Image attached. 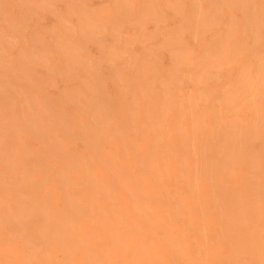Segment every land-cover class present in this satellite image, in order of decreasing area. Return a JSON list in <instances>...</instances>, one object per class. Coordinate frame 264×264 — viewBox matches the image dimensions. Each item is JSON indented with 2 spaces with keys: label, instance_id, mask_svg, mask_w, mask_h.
I'll use <instances>...</instances> for the list:
<instances>
[{
  "label": "rangeland",
  "instance_id": "1",
  "mask_svg": "<svg viewBox=\"0 0 264 264\" xmlns=\"http://www.w3.org/2000/svg\"><path fill=\"white\" fill-rule=\"evenodd\" d=\"M261 6H264V0H0V160L3 162L5 161V163L0 162V176L3 175V177H0V187L2 186L6 188L5 190L4 188H0V196L3 201L4 199L6 201L9 200L5 203V208L3 204L4 202L2 203V199L0 198L1 207L4 209L3 211L0 207V214L2 212L5 214L6 212L7 215L9 214V209L13 208L15 211L12 209L10 215L14 214L15 216L17 214L15 217L12 215L15 219L20 215V212L25 215V212L16 209L18 208L17 204H15L13 201L14 199H12L13 197L15 198L18 196L20 192H22L21 190H23L21 195L24 193L26 197L23 195V199L20 198L24 203H22V201H19V203V198H17L18 205L22 206L21 204H26L25 201L29 203V200L24 199L28 198L29 195V198H31L30 200L32 201V203L30 202V204H28L30 207L28 208L26 204L27 207L22 206V208H28L26 213H29V210L31 213L32 209L33 211L39 209L35 213H39L40 215L35 216L36 214L32 212L31 214L34 213V215H32L31 218V214H29L30 220L32 221H34L36 217V223L29 221V218L27 220L25 219L27 223L25 220V222L22 221L23 224L20 225H24L25 223L26 227L23 226V229L26 231H22V227L17 225L18 221L21 223L22 214L20 215L21 218L18 217V221H12V223L9 221V218H7L9 222H6V218V220L3 219V222L0 220L1 224L5 222L2 224L3 228H5V224L7 226L6 230H1L2 232L0 234H3L4 237H7L6 234H10V236H12H8L10 239L8 237L4 239L3 235L2 237L0 236V239H3L4 241L6 240L5 242H7L5 243L3 241L1 243H4V246L8 247V249H6V247L3 248L4 246L0 243V255H5V253H7L5 256H11L13 254L12 259H10L11 257H6L5 259L4 255L0 256L2 257L0 258V264H4L5 261L7 263L11 261L9 264H12L17 260L16 258L19 260L21 258L18 264H25V262L28 261L29 256L30 261L27 263L32 264L33 260L31 257L35 259L39 256V252L42 256L41 252L45 250L46 247L47 249L44 251V255L46 253V256H48L51 253L50 251L53 250L52 253H54L52 256L55 258L57 257V250H54V244L61 247L58 248L59 252H64L66 249L70 251L72 249L70 253L73 252L74 255L78 253L76 254L77 259L83 254L84 249L86 251L87 248L91 247L89 244H91L92 247L94 245L92 249H89L90 251H88V249L86 251V253L90 252L92 255H89L92 257L93 254L96 253L95 251L97 249L96 248L94 250V248L100 246L98 244L100 243L99 239L96 236L99 233V229L97 228H105L104 226L107 225L106 228L108 227L109 229V226H111L110 229H113L116 227H124L123 225L129 223L134 224L135 228H141L144 225H148L151 218L150 214L152 212L151 210H148V215L146 214V211L144 212L143 210H147L145 208L146 205L147 208L150 209L149 203L151 197L153 196H151L150 193L144 194L143 190L145 192H149L148 187L149 181L151 180L152 183L154 181V183L156 182L155 185L159 186L161 184V180L168 179L170 177V173L172 171L167 173V170L169 171V169H171V166L173 165L171 162L174 163L173 157L175 161L178 159L175 164L178 162L179 166L181 165L180 171L182 172V170L185 169H182L183 163L190 160L196 162V166H199L197 169L203 168L206 170V168H204L205 164L201 165L202 162L205 161L204 163H206V160L208 162L210 160L211 162L214 158V161H212L214 165L212 162V165L209 164L210 162L208 163L213 168L217 165L216 161L219 158L217 155L218 151H221L222 153L219 154L220 158L222 155L223 158L230 156L229 153H232V151L234 152L235 149L234 155L235 153L237 155L240 153L237 149L243 151L241 152L243 156H245L243 154L244 151H247L245 154L248 152L251 154L256 153L257 156H263V158H259V160L261 159L260 161L258 159L254 160L258 158L254 155L256 158L252 156L250 159H253L254 157L253 161L251 160V162L249 161V164L246 163L244 165L243 163L245 160H242L243 157L240 156L241 158H239V155H236L239 160L243 161V165H241L240 161L236 162V159L238 158H233L235 156L231 154L233 159L230 158L231 156L227 159L230 158L232 162L228 163L226 167V163L222 164L228 171L230 170V166H235L237 168L236 174L230 171L235 174L233 182L229 180L232 179V177H228L229 179L226 178V174L229 175V172L225 173L227 170L224 172L225 174L222 172V176H219L221 172L219 169L216 170L217 166H215L212 170L207 163L206 167L211 168H207L208 173L199 169L200 173H205L206 177H203V174L200 175L199 171L196 172L197 174L194 173L196 176L193 175V177H196L195 179H197V175L199 173L201 176V179L199 178L200 176H198L199 180H207L206 178H211L209 179L211 183H215L220 180V184L222 181L221 179L225 177L226 180L228 179V181H226L223 178L224 182L226 181V183H223L224 185L226 184V188L229 186L232 187V185L236 186L233 189L228 188L229 191L231 189L230 193L232 192L235 194L237 189L241 191H236V193L241 194L242 190L246 189L242 193L243 198H246V195L250 196L249 194H252L251 190L254 186L255 188L258 186L256 192L254 190L255 188L253 189V192L256 193H253L255 196L260 195L261 192L264 193L259 189L261 187L259 186L260 184H262L263 187L261 188L264 189V176H262L261 179V175H264V168H260L261 170H257L255 168L257 164L264 165V110L261 111L263 116L258 110L261 109L259 108L261 104L262 106L264 104V95H261L264 92V66L262 65L264 62V14L260 15L264 11H261ZM257 12L260 17L263 16V18H261L262 22H259L260 19L258 18L259 16L257 15ZM254 14H256L257 17L254 16ZM257 18L259 20H257ZM256 36L258 39L262 38L260 39L261 41L259 40L260 43L257 42L258 39L255 40ZM253 40L258 44L256 45ZM251 43L255 44V48ZM258 62L261 63L259 64ZM253 67L257 69H254ZM261 67H263L262 71ZM245 68L248 69L245 70ZM250 68L251 70L249 72ZM244 70H248V72L245 73ZM255 70L263 73L260 72L261 74H258ZM242 71H244L243 73L248 76V79L244 75L243 80H241L243 76H240ZM245 78L249 80V82L252 81L250 79L253 78V81L255 79L254 85L252 81V86L247 85V83L246 86L245 83H243V81H247ZM256 86L257 88H255ZM253 89L258 90L254 91ZM232 92L235 94L233 95ZM227 93L232 94L231 96L233 98L229 97L230 99L227 100ZM253 97L256 101H254ZM252 98L254 103L256 102V108V104H258L257 113L256 108H254V106L252 108ZM248 100L251 101L249 102ZM247 101L248 104H246ZM246 105L251 106V108H247ZM239 106L241 107L238 108ZM262 109L264 108L262 107ZM258 113H260L261 117H258L260 116ZM255 115H257V117ZM257 121L260 122V125L263 124V128H258V126H256V128L254 127L258 124ZM252 124H254V126ZM229 127L231 130H229ZM110 129L111 132L108 131ZM240 131L241 135H238V132L240 134ZM240 136L241 138H238ZM225 137L229 138L230 140H228L230 142L226 140L224 141L223 139ZM213 138H215V140H213ZM220 140H222L221 143ZM232 140L237 141L232 142ZM196 146L199 147V150H197ZM227 146L229 149L226 150L225 148H228ZM211 149L212 152L210 153H213V155L210 156L212 157L207 155V152ZM193 150L196 151L195 155H193ZM15 151L17 152V155H15ZM174 153H176V156ZM249 153L248 155H251ZM188 155H191V159L188 158ZM194 156H197V159L194 158ZM16 157L18 158L16 159ZM180 157L181 159H179ZM182 157H186L188 159ZM205 157L207 158L206 160ZM248 157H245L246 160ZM223 158L221 161L224 162L225 159L223 160ZM165 159H168L166 161L169 162H164ZM182 159L183 161H181ZM203 159L204 161H202ZM233 160L235 161L233 162ZM7 161L13 163L14 167L19 165L20 167L17 166L18 169L24 171H28L30 169L32 170L34 167L37 168L36 165H39V167H41L40 165H43V168H39L41 173H39V169L38 171L36 170V172L34 169V172H30L32 175L30 173L24 175L23 172L22 177L25 176V178H23L25 179L23 182L21 176L20 178L19 176H15V174L18 173L16 172L17 169H15L16 173H13L14 167L12 169L13 172H11V169H7L11 173H8L7 170L5 173V169L10 166V164L7 166ZM95 163L97 164L94 165ZM218 163L222 162L219 161ZM165 164L167 165L166 167L169 168L166 169ZM253 164H255V166H253ZM13 165L11 164V166ZM147 165L150 167H147ZM222 165L220 167L221 171L224 169ZM95 167L99 168H96V170ZM259 167L260 166H257V168ZM152 168H154V174L151 173L153 172ZM239 168L241 170L243 169V172H245L246 175H243V172ZM253 168L256 169L255 172ZM2 170L4 172H2ZM79 170L81 172H79ZM163 170V173L165 174L162 173ZM186 170H184L185 173L182 174L183 176L188 175V171ZM248 170L249 174L251 173V176L248 175ZM99 171H101L100 174ZM213 171L215 173H217V171L220 172V174H217V179L215 178L216 175L214 176L215 173ZM82 172L84 176L81 175ZM96 172L98 174H95ZM189 172V174L192 175L191 171ZM20 173L21 172L17 175H20ZM103 173H105L108 177L110 176V179ZM66 174L68 175L66 176ZM210 174L213 175V177H211ZM254 174L255 178L260 176L261 180L259 181L257 179L259 181V184L257 185L258 181L255 179L254 183H252V187L251 184L248 187L247 185L249 184H246V181L249 180L248 183H251V179H253ZM46 175H49L48 177L51 178H53V176L55 177L52 180L48 179ZM34 176L38 179H35L36 181L33 180L35 185L41 186L40 184H43L44 187L46 185L45 191L43 190L45 189L43 187V191L40 190V192H38L39 187L35 189L34 185V187L30 185L33 183V181L30 183V180H32L31 178H35ZM42 176H45V178ZM80 176H82V179L79 178ZM154 176H156L155 178L157 180L154 179ZM243 176H246L248 179ZM5 177L9 179L12 178L13 180L18 178V185L21 181L25 183L26 180L30 179L28 181L30 184L26 181V188L23 183L20 185L21 188L16 185L14 188L13 184L16 182L14 181L13 184L11 182L10 186V182L8 183L9 179H6ZM67 177H70L69 180ZM96 177L98 181H96ZM105 177L107 179H105ZM112 177L114 181L111 180ZM141 177L144 179L143 183H145L143 186L142 183L141 185L139 183L140 181H143ZM186 177L187 176H185V178ZM158 178L161 179L159 182H157ZM39 179L41 180V183L37 184L36 182L39 183ZM88 179H94L95 184L93 181L92 186L91 180L89 181ZM103 179L104 181L106 180V184ZM108 179L110 183H108ZM63 180L65 182L66 180L70 181L67 182L68 186L67 184H63ZM145 180L147 182H145ZM115 181H117V183ZM236 181H238V183ZM239 181L243 182L242 185ZM244 181L245 185H243ZM4 182H7V184ZM125 182L127 185L130 184L132 187L129 185L131 187L130 188L126 185L127 189L124 188V185L126 184ZM231 182L233 184H230ZM86 183L88 185H86ZM111 183L112 185L110 186ZM215 184L217 187V183ZM238 184H240V186ZM54 186L56 187L54 188ZM122 186L126 189V192L124 193L125 196L122 195L124 189H121L122 192L120 190V187ZM141 186L143 189L139 190ZM220 186L221 185L217 187L219 190ZM242 186L243 189L241 188ZM84 187H86L88 191L87 189H84ZM92 187H94V190H91ZM99 187L100 190H105L106 192L104 191V193L103 191H99L100 194L96 192ZM110 187H113L114 189L112 188V190L115 191L118 189L122 194L118 193V191L116 192L117 194L115 197V193ZM134 187L137 188V191L133 190ZM247 188H251V193L248 189L249 194H247ZM14 189H17L16 191L19 193H17ZM80 189L83 190L81 191ZM216 189H214V191ZM64 190H68V195H65L66 192H64ZM129 190L133 194L135 191L136 193L132 196ZM258 190H260L259 194H257ZM49 191H51L50 194ZM92 191L95 192L91 193ZM163 191L166 193L164 188ZM214 191L212 188V193L215 194V196H212L213 200L215 197L217 198ZM6 192L11 193L10 195L13 194V196L10 197L9 195L7 199L6 194L9 193ZM43 192L45 194L47 193V195H42ZM216 192L219 193L218 190H216ZM93 194L95 195L93 196ZM136 194L138 195L137 199L135 196ZM21 195L18 197H21ZM32 195H35L33 196L35 198L39 197L37 200L39 202H35L37 198L33 199ZM70 195L71 198L73 195V198L75 199L72 198V201H70L71 199L67 198V200L70 199L69 203L71 202L73 204V202H78L79 204L74 203L72 205L70 203L72 207H69L70 204L67 203V200H65V202L64 199H66V196ZM74 195L77 196L74 197ZM144 195L151 197L147 199ZM254 195L251 196H253L254 199H259L260 196H256L255 198ZM262 195L260 199L257 200H262V202L260 201L259 206L262 204L264 205V196ZM85 196L87 198H85ZM218 196L220 197V195ZM242 196L238 195L235 197L238 199V197ZM40 197L42 199L44 198L45 202L48 199L47 202L43 203L44 200H41ZM48 197L51 198L49 199ZM82 197L85 200V203L83 202L84 200H82ZM106 198H108L107 201ZM126 198H128V201H126ZM129 198L133 199L134 202ZM142 198L147 202L145 203ZM216 198L215 200H217ZM252 198L250 200H252ZM97 199L99 201H97ZM254 199L252 201L253 203H256L257 201L255 200V202ZM40 200L43 202H40ZM80 200H82V206L85 204L86 207L89 206V203H93L95 201L98 205L101 204V208L103 210H97L101 208L100 206L98 207L95 202L93 205H96L97 208L90 205L92 207H88V209H86L88 210L87 212L86 210H80ZM139 200L141 201V204L139 203ZM243 200H245L246 203L247 199H242L241 202ZM105 201L107 204L108 202L110 204H102L103 202L105 203ZM34 202L38 205H34ZM48 202L52 205H49L50 209ZM248 202L249 204L251 203V201ZM65 203H67L68 206ZM126 203L128 204L127 208L131 206L129 210L125 208L127 206ZM142 203L145 205H143V208L145 209L142 208L143 210L141 212L139 209L141 208ZM32 204L36 207L31 206ZM113 204L121 207L116 208ZM59 205L62 207L61 210H59L61 208ZM134 205L139 206L135 208ZM42 206L44 207L40 210ZM107 206H109V208ZM111 206H113V208H110ZM232 206L233 205L230 203L229 207ZM250 206L253 207L252 204ZM51 207L58 210L54 211V208L52 209ZM122 207L126 209L125 210L123 208L125 213L123 210L122 213L120 212ZM254 207H256V205ZM44 208H46V210L48 208V212L50 211L49 218L46 214H44ZM92 208H94L95 211L97 210L94 215H92L94 212ZM114 208H116V210ZM112 209L114 210L115 216L114 213H109ZM136 210L140 211V214H145V216H141L140 214L138 215L139 212ZM12 211L14 212L12 213ZM77 212L80 213L81 218H83V216L87 217H84L82 221L78 218L79 215ZM129 212L133 214L131 215L130 213L129 215ZM96 213L97 215H95ZM119 213L122 216V219L119 218ZM123 213L126 214L128 218H124ZM68 214L71 216V219L74 221L79 220L81 224L77 221L79 223L77 224V227L75 224L76 222H70L71 219L66 217ZM98 214L100 215L98 216ZM26 215L24 217H26ZM64 215L66 219L61 218ZM147 215L150 218L146 217ZM51 216L53 217L52 219L50 218ZM72 216L74 218H72ZM88 216L91 218L89 219ZM111 216H113V219ZM138 216L140 222L136 218ZM4 217L6 216L4 215ZM140 217L143 221H141ZM142 217H145V220H148L145 221ZM57 218L58 220L61 218L65 222L68 220V223L66 222L65 224L64 222L67 229H65L66 227L64 228L63 225V229L65 230L60 231V233H64L65 231V234H69L70 232L73 233L79 230L76 235L80 238L83 233V237L81 239L82 241H85V237L90 233L89 237L87 236L88 239L86 238L85 241L86 243L90 239V243L87 242L89 244H86L85 246V243L81 242L78 238H72L76 237V235L72 236V234H69L72 236H70L72 239L68 236V238H70L69 241V239H67L68 234L65 235L62 233L65 236L64 238L68 241L67 242L64 238L59 240L61 243L63 239L65 240V243L63 242L64 247L65 244H69V247H66L70 248L74 245L73 248H76L75 251L73 248L65 249L63 247V243L60 244L59 241H56V239L58 240V237L63 236L58 232L62 229L61 223L63 224V221L60 220L61 223L58 221L61 225L60 226L57 220L55 221ZM93 218H95L94 221L92 220ZM96 218L100 220V224L101 222H106V224H96L98 222ZM129 218L134 219V222H131L132 220H128ZM46 220H48L49 228ZM108 220H113L111 222L112 224H107L109 222ZM38 222L40 224H38ZM89 222L92 225H88ZM93 222H95L96 226ZM121 222L122 224H125L122 225L120 224ZM41 223L44 225L43 228L47 226L46 228H48V231L46 228H42ZM142 223L144 224L142 225ZM28 225L30 227H28ZM36 225H38V227ZM79 225L85 228L83 229L79 227ZM113 225L116 226L113 227ZM40 227L43 230L42 233H39L41 230ZM54 227H58L59 230L58 228H56L57 230L54 229ZM68 227L70 230L72 228L74 229L70 231ZM133 227L131 225L129 228ZM17 228H19V230H17ZM32 228H34V230H32ZM50 228L51 230L53 228L52 233L49 230ZM86 229L91 230L88 232ZM55 230L60 236L57 235L58 237L56 236V238L53 239L56 235H52L55 233L53 232ZM3 231L5 232L3 233ZM6 231H10L12 234L10 232L6 233ZM18 231L21 232V235ZM92 232L95 233L94 236H92L94 234ZM15 233L20 236H25L26 238H19L20 236L15 235ZM50 233L53 237L50 236ZM41 234L44 237L48 234L53 240V243L49 237L48 240H45V238L44 240L43 238L41 239ZM33 236L34 239H32ZM30 237L32 240H30ZM93 237L96 238L94 242ZM37 239L45 242V244L40 243L44 244V248L41 247L42 245H36L38 242ZM11 240L13 241L11 242ZM49 240L52 243V248H50L51 243L49 242L50 250L48 249L49 244H46ZM23 242H30L29 244L34 242V247L36 249L40 247V250H38L39 252L36 250V253L38 252V256L35 257L36 253L32 251H35V248L32 246L33 244L31 245L32 247H30V245L26 243L30 247L29 250V247L27 249V246L25 245V248L22 247ZM74 242L76 244H74ZM91 242H93V244ZM17 243L19 244L18 247L20 249L18 247L14 248V245L17 246ZM71 243L73 245H71ZM81 244L82 246H80ZM3 250H6V252ZM9 250H13L14 252H11V255H9ZM48 250L49 253L47 252ZM91 250L95 253H92ZM17 251L18 253L20 252L22 256H25L21 257L20 254H16L15 252ZM23 251L26 252V254ZM31 251L33 253H31ZM64 255H67V253ZM89 255L87 258L90 257ZM41 256H39V259L36 260H39L40 264L41 260H43L44 264V259L42 258L43 256ZM52 256L50 254L49 258H52ZM13 257H15L14 261H12ZM40 257L42 259H40ZM84 258L85 255L78 259H81L82 261L79 264L95 263L91 258H88L89 261L85 262L87 259L84 260ZM39 261L37 263L33 262V264H38Z\"/></svg>",
  "mask_w": 264,
  "mask_h": 264
},
{
  "label": "bare ground",
  "instance_id": "2",
  "mask_svg": "<svg viewBox=\"0 0 264 264\" xmlns=\"http://www.w3.org/2000/svg\"><path fill=\"white\" fill-rule=\"evenodd\" d=\"M260 1V0H259ZM260 5V4H259ZM264 7V6H263ZM262 6H261V11L263 12L264 10V8H263ZM246 11V10H245ZM264 14V12L262 13V14H260V15H263ZM257 15L259 16V13L257 12ZM254 16H256V14H254ZM257 17V16H256ZM259 19H260V21L259 22H262L261 21V18H263V16L262 17H258ZM257 18V20H259ZM256 20V21H257ZM263 24V23H262ZM253 38H255V37H253ZM258 38H257V36H256V39L255 40H257ZM260 39H262V38H260ZM260 39H258L257 40V42H259V40ZM254 41V40H253ZM261 41V40H260ZM257 42H255L254 41V43L257 45L258 43ZM254 43H251V44H253L254 45V48H255V44ZM260 43V42H259ZM264 43V42H263ZM257 50V49H256ZM242 52V51H241ZM257 52V51H256ZM259 56V55H258ZM259 63V62H258ZM261 63V62H260ZM259 63V64H260ZM263 66H264V62H263V64H262ZM253 66V65H252ZM260 66V65H259ZM255 67V66H254ZM253 67V68H254ZM249 68V67H248ZM248 68H245V70L246 69H248ZM262 68V69H261ZM260 69H261V71L263 70V67H261ZM254 69H257V68H254ZM244 70V71H245ZM250 70H251V68L249 69V72H250ZM244 71H242V74L240 75V76H242V79L241 80H243V78H244ZM256 72H257V70H255ZM259 71V70H258ZM260 71V72H261ZM246 72H248V70L247 71H245V73ZM255 72V73H256ZM260 72H257L258 74L260 73ZM261 73H263V72H261ZM260 73V74H261ZM245 77L248 79V76H246L245 75ZM245 78V80H247ZM250 78V77H249ZM250 80H252L253 81V78L252 79H250ZM248 81V82H247ZM247 81H243V83H245V85H246V83H247V85H251L252 84V81H250L249 82V80H247ZM254 82H255V79H254V81H253V85H254ZM248 83H250V84H248ZM242 84V83H241ZM243 85V84H242ZM246 85V86H247ZM252 86V85H251ZM250 86V87H251ZM246 88H248V87H246ZM252 88V87H251ZM251 88H250V90H251ZM255 88H257V86L255 87ZM243 89V88H242ZM226 90H228V89H226ZM254 91H257L256 89H253ZM244 91H245V89H244ZM228 92V91H227ZM241 92V91H240ZM262 92V91H261ZM260 92V93H261ZM236 93H237V91H236ZM242 93V92H241ZM240 93V94H241ZM244 93V92H243ZM254 93V92H253ZM228 95H227V100L228 99H230L232 96V94H233V92H232V94H230V93H227ZM235 94V93H234ZM233 94V95H234ZM245 94V93H244ZM239 95V94H238ZM253 95H255V94H253ZM261 95H264V92H263V94H261ZM230 97V98H229ZM258 97V96H257ZM256 97V98H257ZM260 97V96H259ZM233 98V97H232ZM235 98V97H234ZM254 98V97H253ZM253 98H252V101H253ZM261 98H262V96H261ZM250 99V98H249ZM232 100V99H231ZM259 100V99H258ZM171 101V100H170ZM190 101V100H189ZM246 101V100H245ZM249 101V100H248ZM248 101H247V103L246 104H248ZM251 101V100H250ZM249 101V102H250ZM251 101V103H252V108H253V106H254V108H256L255 107V103H254V101H256V99L254 98V101L252 102ZM189 103V102H188ZM253 103H254V105H253ZM262 103V102H261ZM226 104V103H225ZM229 104V103H228ZM250 104V103H249ZM260 104V103H259ZM231 105H232V103H231ZM251 105V104H250ZM247 106V105H246ZM256 106H257V108H258V104H256ZM261 106H262V104H261ZM259 107V108H261V109H258L259 110V112H261L262 110H264V109H262V107L264 108V104H263V106L262 107ZM232 107V106H231ZM241 106H239L238 108H240ZM251 108V106H247V108ZM237 108V109H238ZM257 108H256V113H257ZM231 110V109H230ZM239 110V109H238ZM251 110V109H250ZM129 111V110H128ZM200 111V110H199ZM246 111V110H245ZM131 112V111H130ZM254 112V111H253ZM246 113V112H245ZM259 115H260V113H258ZM257 114V115H258ZM134 115V114H133ZM251 115V114H250ZM257 115H255L256 117H257ZM261 115H262V112H261ZM261 115L260 116H258V117H261ZM264 115V114H263ZM262 115V116H263ZM32 117V116H31ZM30 117V118H31ZM196 117V116H195ZM251 117H253V116H251ZM255 117V118H256ZM193 118V117H192ZM232 118V117H231ZM234 118V117H233ZM254 118V119H255ZM133 119V118H132ZM232 120V119H231ZM263 121H264V118H263ZM235 122V121H234ZM233 122V123H234ZM258 122V121H257ZM256 122V123H257ZM106 123V122H105ZM193 123V122H192ZM260 122H258V124H259ZM39 124V123H38ZM107 124V123H106ZM258 124H256L255 126H254V124H252L255 128H256V126H258V128L259 127H261V128H263V126L262 125H258ZM31 126V125H30ZM232 127V126H231ZM236 127V126H235ZM28 128V127H27ZM225 129V128H224ZM233 129V128H232ZM235 129V128H234ZM102 130V129H101ZM228 130V129H227ZM226 130V131H227ZM229 130H231L230 129V127H229ZM108 131H110L111 132V129L110 130H108ZM225 131V132H226ZM237 131V130H236ZM260 131H261V129H260ZM195 132V131H194ZM224 132V131H223ZM228 132V131H227ZM226 132V133H227ZM262 132V131H261ZM225 133V134H226ZM121 135V134H120ZM197 135V134H196ZM222 135V134H221ZM227 135V134H226ZM232 135H233V133H232ZM238 135H241V131H240V134H239V132H238ZM228 136V135H227ZM243 137H244V135H243ZM245 137H246V135H245ZM263 137V136H262ZM222 138V137H221ZM231 138V137H230ZM238 138H241V136L240 137H238ZM229 138H227V137H225L223 140L225 141H229L228 140ZM213 140H215V138H213ZM245 140V139H244ZM234 140H232V142H233ZM237 141V140H236ZM236 141H234V142H236ZM113 142V141H112ZM214 142V141H213ZM222 142V140H220V143ZM230 142V141H229ZM220 143H218V144H220ZM224 143H226V142H224ZM224 145V144H223ZM240 145H241V143H240ZM117 146V145H116ZM233 146V145H232ZM209 147H210V145H209ZM219 147V146H218ZM228 147V146H227ZM196 148H197V150H199V147H197L196 146ZM196 148H195V150H196ZM204 148H206V147H204ZM212 148V147H211ZM190 149V148H189ZM201 149H202V147H201ZM219 149V148H218ZM226 150L227 149H229V147L228 148H225ZM235 149V148H234ZM195 150H193L194 152H193V155H195L196 154V151ZM206 150H209V149H206ZM232 150V149H231ZM236 150V149H235ZM235 150H234V152H235ZM241 150H243V149H241ZM147 151V150H146ZM190 151V150H189ZM202 151V150H201ZM237 151H239L240 153L238 154L239 155V158H241L240 156H242L243 157V159L242 160H245L244 161V165L246 164V163H250L251 162V160L253 161V159H254V155H256V153L255 154H251V153H249V154H251V155H248V153H246L245 154V152H247V151H244V155L245 156H243L242 155V153L241 152H243V151H240V150H238L237 149ZM162 152V151H161ZM199 152V151H198ZM207 152V151H206ZM205 152V153H206ZM210 152H212V149L210 150V151H208L207 152V155H213V153L211 154ZM217 152V151H216ZM223 152V151H222ZM224 152H225V150H224ZM228 152V151H227ZM231 152V151H230ZM234 152L232 151V153H229V155L231 156V154L233 155V156H235V157H233V158H238V157H236V153H235V155H234ZM146 153V152H145ZM203 153H204V149H203ZM208 153H210V154H208ZM221 153V151L219 152H217V155L219 156V158H220V154ZM238 153V152H237ZM175 154V156H176V153H174ZM181 154V153H180ZM222 154V153H221ZM224 154V153H223ZM227 154V153H226ZM15 155H17V152L15 151ZM179 155V154H178ZM177 155V156H178ZM200 155V154H199ZM237 155V156H238ZM173 156V155H172ZM189 157L188 158H190L191 159V155H188ZM198 156V155H197ZM197 156L195 157L194 156V158H196L197 159ZM202 156H204V155H202ZM209 156H207V157H209ZM227 156V155H226ZM230 156H228V157H230ZM249 156V157H248ZM252 156H254L253 157V159H250V158H252ZM257 156V155H256ZM2 157V156H1ZM26 157V156H25ZM179 157V156H178ZM187 157V156H186ZM186 157H182V158H185V159H188V158H186ZM210 157H212V156H210ZM214 157V156H213ZM228 157H225V158H223V155H222V157L220 158V160H219V158H218V160L216 161V163H217V165H215V166H217L216 167V170H218L219 169V171L221 172V174H220V172L219 171H217V173H215L214 171V176H215V178L217 179V177H218V173L220 174L219 176H222V172L224 173L227 169L225 168L226 166H227V164L228 163H230V162H232V160L230 159V158H232V156L229 158V159H227ZM245 157H248L247 158V160H246V158ZM258 158H256V159H254V160H259V158L261 157V156H257ZM18 157H16V159H17ZM202 158V157H201ZM222 158H223V160L225 159V161L223 162V161H221L222 160ZM232 158V159H233ZM239 158L238 159H236V162H238V161H240L241 162V165H243L242 164V162L243 161H241V160H239ZM261 158H263V156L261 157ZM108 159V158H107ZM177 159V158H176ZM179 159H181V157L179 158ZM185 159H184V161H185ZM189 159V160H190ZM193 159V158H192ZM207 158L205 157V160H206ZM209 159V158H208ZM210 159H212V158H210ZM6 160V159H5ZM166 160H168V159H165V161L164 162H166V163H168L169 161H166ZM170 160V159H169ZM171 160H172V158H171ZM194 160V159H193ZM261 160V159H260ZM259 160V161H260ZM264 160V159H263ZM151 161V160H150ZM173 161H174V163L173 162H171V164H173L172 166H171V169H169V171L167 170V173L168 172H171L170 173V177L168 178V176H167V178L168 179H164V180H161L160 178H158V181L157 182H159V180H161V186L159 185V186H156L155 184H156V182L154 183V181H153V183L151 182V181H149V192L148 191H144L143 190V193L145 194H147V193H150V195L151 196H153V197H151V199H150V203H149V208L150 209H148L147 208V205L145 206L143 203H142V206H141V208L139 209V210H141V212H142V210L143 209H147V210H143L144 212L146 211V214H148L147 212H148V210L150 211L151 210V212H149V213H151L150 214V217L147 215L146 217H149L150 218V220H149V222H148V225H144V226H142L141 228H135V225L134 224H132V223H129V224H125V223H123V224H125V225H123L122 224V222L120 223V224H122L124 227H116V228H113V229H110L111 228V226H109V229H108V227L106 228V226H104L105 228H97V229H99V233H98V235H96L97 237H98V239H99V242L100 243H98V242H96V243H98L99 245H97V246H99V247H95L94 248V250L96 249V253L95 252H93L92 250V253H95V254H93V256L92 257H94V258H92L89 254H91L90 252H87L86 253V251H87V249H88V251H90L89 249H92L93 247H94V245H93V247H92V245L91 244H89L90 242V239H89V241H87V242H89V243H85V241H86V238H87V236L89 237V234H87V236H86V234H85V241H82L81 239H82V237H83V233H82V236H81V233H80V238H78L77 237V235H76V233L79 231H77V232H73V233H69V234H72V236H75L76 235V237H72L71 235H69L68 233V235L67 234H65V231H64V233L63 234H65V235H67V239H69V241H70V238L72 237V238H78L79 240H81V242H84L85 243V246H86V244H89L90 246H88V247H90V248H87L86 249V251H85V249L84 248H82V249H84V252H83V254L80 256L81 258H82V256L83 255H85V258H84V260L85 259H87V260H85V262H87V261H89V259L91 258L92 259V261L94 260V264H264V205L262 204V205H260L259 206V204H260V201L262 202V200H260V201H257V200H259L260 199V197H261V195L262 196H264V193H262L261 192V194L260 195H258V196H260L259 197V199H254V197L253 196H251V195H254V194H256V193H254L253 192V189L255 188V186H254V188L251 190V188H247V192H248V189H249V191L251 190L252 191V194H249V192L247 193V194H249L250 196H248V195H246V193L244 192V194L246 195V198H243V196H242V193H243V191H245L246 189V187L248 186H250V184H251V187H252V183H254V180L256 179H258L259 181L262 179V176H264V175H261V179H260V176H257L256 178H255V174H254V177H253V179H251V183L249 182L248 183V181H246V184H249V185H247L244 189L245 190H242V192H241V194L240 193H236V191L238 192H240L241 190H237L236 189V191H235V194H233L232 192L230 193V191H231V189H233V188H235L236 186H233L232 185V187L231 186H229L228 188H231L230 189V191L228 190V188H226L225 186H226V184L224 185L223 183H226V181H228V179L229 178H231L232 177V179H229V180H231L232 182H233V179H234V175L236 174V172H237V168L234 166H230V170L228 171H226L225 173H228L229 172V175L228 174H226L227 176H226V178H228L227 180L225 179V177H223L226 181L224 182V180H223V178L221 179L222 181H221V184L219 183L220 182V180L218 181V182H215V183H217V185L219 186V185H221L220 186V190H219V188H217L216 187V184L213 182V183H211L210 181H209V179H211V178H206L207 180H199V178L201 179V176L200 175H202L201 173H200V170L202 169V170H204L205 172H207V168H209V167H211L212 168V166H210V165H214V163L212 162V161H214V158L212 159V164H211V162H210V160H209V162L206 160V163L209 165V167H206V163H204L205 161H204V159L202 160V161H204V162H202V164L201 165H203V164H205L204 165V168H206V170L205 169H203V168H199V169H197L198 167L196 166V162L194 161H186V163H183V165H182V169L183 168H185L184 170H186V171H188V175H185V176H187L186 178H185V176H183L182 174L183 173H185L184 172V170H182V172L180 171V166H179V164H178V162H177V164H175L176 163V161H178V159L175 161L174 160V157H173ZM180 161V160H179ZM181 161H183V159L181 160ZM197 161V160H196ZM222 162V163H218V162ZM235 160H233V162H234ZM250 161V162H249ZM0 162H3V161H1L0 160ZM10 161H7V166H9V164H10V166H11V164L13 165V163H9ZM97 162V161H96ZM110 162V161H109ZM235 162V164H237ZM240 162H239V164H240ZM3 163H5V161L3 162ZM180 163V162H179ZM215 163V164H216ZM226 163V165H225V167H224V165H222V164H225ZM17 164V163H16ZM39 164H42V163H39ZM97 163H95L94 165H96ZM150 164H151V162H150ZM170 164V163H169ZM181 164V163H180ZM198 164H199V162H198ZM218 164H219V166H218ZM222 165V167H224V169L221 171V169H220V167H221V165ZM233 164V163H232ZM146 165V164H145ZM240 165V166H241ZM10 166H9V168H6L5 169V173H6V170L7 169H11V172H13L12 171V169H13V167H14V165L13 166H11V168H10ZM18 167H20L19 165H17ZM17 166H15L14 167V172L13 173H16V172H21L20 173V175H17L18 173H16L15 174V176L16 177H18L19 176V178H20V176H21V178L23 179V178H25V176L24 175H26V174H28V173H30L31 171L32 172H34V169H35V172H36V170L38 171V169L39 168H41L43 165H40L41 167H39V165H36V167L37 168H35L34 167V169H30V170H26V171H24V170H20V169H18V167ZM35 166V165H34ZM98 166H99V164H98ZM101 166V165H100ZM167 165L165 164V167H166ZM215 166L212 168V170L215 168ZM237 166H238V164H237ZM239 166V167H240ZM253 166H255V164H253ZM257 166H260L259 168H257ZM257 166H255V168L258 170H261V169H263L264 168V165L262 164H257ZM33 167V166H32ZM91 167V166H90ZM147 167H150L149 165H147ZM201 167H203V166H201ZM229 167V166H228ZM227 167V168H228ZM233 167V168H232ZM245 167H247V166H245ZM43 168V167H42ZM93 168V167H92ZM96 168H99V167H95V169ZM167 168H169V167H166V169ZM211 168H209V169H211ZM241 168V167H240ZM239 168V169H240ZM249 168V167H248ZM250 168H251V166H250ZM261 168V169H260ZM15 169H17V171L15 172ZM101 169V168H100ZM147 169V168H146ZM150 169V168H149ZM156 169V168H155ZM165 169V170H166ZM229 169V168H228ZM252 169V168H251ZM256 169H254L253 168V170H254V172H255V170ZM9 170H7L8 171V173H11V172H9ZM18 170H20V171H18ZM40 170V169H39ZM97 170V169H96ZM99 170V169H98ZM104 170V169H103ZM154 170V168H152V171ZM158 170H159V168H158ZM212 170H211V172H212ZM241 170V169H240ZM245 170H247V169H245ZM106 171V170H105ZM144 171V170H143ZM150 171V170H149ZM160 171V170H159ZM189 171H191V173H192V175H190L189 173ZM197 171H199V173H200V175H199V173H198V175H197V179H195L196 177H193V175H194V173H196ZM203 171V172H204ZM230 171H232L233 173H235V174H233L232 172H230ZM242 172H243V169L241 170ZM2 172H4L3 170H2ZM23 172H24V177H22V174H23ZM79 172H81L80 170H79ZM95 172V171H94ZM98 172V171H97ZM95 173V174H98V173ZM104 172V171H103ZM151 172V171H150ZM164 172V170L162 171V173ZM180 172H181V174H180ZM210 172V171H209ZM263 172H264V170H263ZM39 173H41V170L39 171ZM78 173V172H77ZM93 173V172H92ZM101 173V171H99V174ZM144 173V172H143ZM152 174H154V171L153 172H151ZM187 173V172H186ZM208 173V172H207ZM224 173V174H225ZM230 173H232V174H230ZM241 173V172H240ZM257 173V172H256ZM258 173H259V171H258ZM257 173V174H258ZM31 174V173H30ZM94 174V175H95ZM103 174H105V173H103ZM109 174V173H108ZM117 174V173H116ZM144 174H146V173H144ZM143 174V175H144ZM157 174V173H156ZM155 174V175H156ZM163 174H165V173H163ZM197 174V173H196ZM196 174L194 175V176H196ZM212 174V173H211ZM210 174V175H211ZM223 174V175H224ZM245 174V172H243V175ZM251 174V173H250ZM249 174V170H248V175H250ZM13 175V174H12ZM32 175V174H31ZM34 175V174H33ZM68 174H66V176H67ZM71 175V174H70ZM80 175V174H79ZM81 175L82 176H84L83 175V172L81 173ZM90 175V174H89ZM161 175V174H160ZM167 175H169V174H167ZM180 175H181V178H180ZM204 176L203 177H206V175H205V173L203 174ZM233 175V176H232ZM241 175V174H240ZM246 175V174H245ZM2 177H3V175H1ZM0 176V177H1ZM4 176H6V175H4ZM36 176V175H35ZM34 176V177H35ZM47 176V175H46ZM49 176V175H48ZM47 176V178L48 179H52L53 180V178L55 177V176H53V178H51V177H48ZM64 176V175H63ZM66 176H65V178H66ZM82 176H80L79 178H81ZM93 176V175H92ZM92 176H90V177H92ZM103 176V175H102ZM105 176H107L106 174H105ZM146 176V175H145ZM144 176V177H145ZM149 176V175H148ZM198 176H200L199 178H198ZM237 176V175H236ZM239 176V175H238ZM251 176V175H250ZM249 176V177H250ZM10 177V176H9ZM27 177V176H26ZM30 177H32V176H30ZM29 177V178H30ZM37 177H39V176H37ZM43 178H45V176H42ZM57 177V176H56ZM88 177V176H87ZM108 177V176H107ZM115 177H117V176H115ZM156 176H154V179H156L155 178ZM162 177V176H161ZM164 177H165V175H164ZM207 177H210V176H207ZM211 177H213V175H211ZM243 177H245L246 178V176H243ZM6 178V177H5ZM46 178V179H47ZM65 178L63 177V179L65 180ZM68 178V180H69V178L70 177H67ZM72 178V177H71ZM109 179H110V176L108 177ZM147 178V177H146ZM149 178V177H148ZM151 178V177H150ZM153 178V177H152ZM6 179H9V178H6ZM12 178H10L9 180H11ZM27 179V178H26ZM32 180H30V179H28V180H26L27 182L30 180V183L33 181V180H35L36 179V177L35 178H31ZM62 179V178H61ZM60 179V180H61ZM82 179V178H81ZM86 179V178H85ZM105 179H107L106 177H105ZM109 179H108V181H109ZM141 179H143L142 177H141ZM219 179V178H218ZM246 179H248V178H246ZM5 180V179H4ZM8 180V183L10 182V186H11V182H12V184L14 183V181L16 182V183H14L13 184V187L16 185V186H19V188H21L20 187V185H22V183L24 182V180L25 179H23L20 183H19V185H18V182H17V180H18V178L15 180H11V181H9ZM36 180H38V179H36ZM35 180V181H36ZM52 180H51V182H52ZM63 180V181H64ZM89 181L91 180V185L93 186V181H94V179H88ZM112 181H114L113 180V177H112V179H111ZM157 180V179H156ZM241 180V179H240ZM257 180V181H258ZM3 181V180H2ZM6 181V180H5ZM19 181V180H18ZM26 181H25V183H23V185L25 184V188H26ZM50 181V180H49ZM48 181V182H49ZM70 181H71V179H70ZM70 181H67L66 180V182L64 181L63 182V184L65 185V184H67V186H68V183L67 182H70ZM84 181V180H83ZM96 181H98V179H97V177H96ZM102 181V180H101ZM103 181H104V179H103ZM102 181V182H103ZM106 181V180H105ZM104 181V182H105ZM119 181V180H118ZM135 181V180H134ZM212 181H213V179H212ZM242 181H243V179H242ZM245 181H244V184L243 185H245ZM259 181L257 182V185L259 184ZM263 181H264V179H263ZM50 182V183H51ZM116 183H117V181H115ZM123 182V181H122ZM136 182V181H135ZM144 182V179H143V181H140L139 183H140V185H141V183H142V186L145 184V183H143ZM145 182H147L146 180H145ZM230 182V181H229ZM230 183V184H233V183ZM237 183H238V181H236ZM240 182V181H239ZM256 182V181H255ZM262 182V181H261ZM5 184H7V182H4ZM3 183V184H4ZM29 182H28V184H30ZM37 184H40L41 183V180L39 179V183L38 182H36ZM43 183V182H42ZM49 183V184H50ZM57 183H58V181H57ZM62 183V182H61ZM85 183V182H84ZM96 183H98V182H96ZM108 183H110V181L108 182ZM126 183V182H125ZM130 183V182H129ZM228 183V182H227ZM242 183L243 182H240V184L242 185ZM27 184V185H28ZM48 184V185H49ZM53 184V183H52ZM56 184V183H55ZM94 184H95V181H94ZM105 184H106V182H105ZM131 184H132V182H131ZM213 184H215V185H213ZM235 184V183H234ZM240 184H238L239 186H240ZM264 184V183H263ZM1 185V184H0ZM9 185V184H8ZM31 186H35V189L36 188H38L39 187V190H38V192H40V190L41 191H45L46 190V185H45V187H44V185L43 184H40L41 186H39V185H35V182L33 181V183H31L30 184ZM86 185H88L87 183H86ZM108 185V184H107ZM106 185V186H107ZM112 185V183L110 184V186ZM127 183L124 185L125 187L124 188H126L127 186L128 187H130L129 185H127ZM157 185H158V183H157ZM237 185V186H238ZM7 186V185H6ZM15 186V187H16ZM31 186H29V187H31ZM33 186V187H34ZM76 186H78V185H76ZM95 186V185H94ZM106 186H104V187H106ZM109 186V185H108ZM142 186L140 187V189L139 190H142L143 188H142ZM148 186V185H147ZM216 187V188H214V187ZM224 186V187H223ZM259 186H261L262 187V184H260ZM14 187V188H15ZM43 187L45 188V189H43ZM56 186H54V188H55ZM58 187V186H57ZM60 187V186H59ZM91 187V186H90ZM97 187V186H96ZM114 187H116V186H114ZM132 187V186H131ZM130 187V188H131ZM145 187V186H144ZM257 187L258 186H256V188L254 189L255 190V192H256V189H257ZM259 188L260 190H262L263 192H264V189H262V188ZM1 189L2 188H4V190L6 189L5 187H0ZM11 188V187H10ZM10 188H8V189H10ZM18 188V187H17ZM41 188V189H40ZM51 188H52V186H51ZM61 188V187H60ZM111 188V187H110ZM113 188V187H112ZM112 188H111V190H112ZM123 188V186L122 187H120V190ZM123 188V189H124ZM130 188H128V189H130ZM163 188L166 190V193L163 191ZM212 188H213V191H214V189H216V190H218L219 191V193L218 192H216V190L214 191L215 193H216V196H217V200H215V198H214V200H213V198H212V196H215V194L214 193H212ZM242 189H243V186L241 187ZM240 188V189H241ZM0 189V190H1ZM23 189V188H22ZM43 189V190H42ZM63 189H64V187H63ZM84 189H87L86 187H84ZM94 190V187H92L91 188V190ZM98 189V188H97ZM102 189V188H101ZM114 189V188H113ZM117 189V188H116ZM127 189V188H126ZM126 189H124V192H122V190H121V192L123 193H121L118 189H117V191H115V190H112V191H114V193H115V197H116V192H118V193H120V194H122V195H124L125 196V192H126ZM137 188H133V190H136ZM145 189V188H144ZM15 191L17 190V189H14ZM19 190V189H18ZM48 190V189H47ZM81 190V189H80ZM83 190V189H82ZM81 190V191H82ZM96 190V189H95ZM131 190V189H130ZM129 190V191H130ZM147 190V189H146ZM235 190V189H234ZM233 190V191H234ZM260 190H258L257 192V194H259V192H260ZM7 191V190H6ZM11 191V190H10ZM22 192H23V190H21ZM27 191V190H26ZM57 191V190H56ZM68 191V190H67ZM67 191L66 190H64V192H66L65 193V195H68V193H67ZM72 191V190H71ZM76 191H78V190H76ZM87 191H88V189H87ZM99 191H105V190H100V187H99V189H98V191L96 190V192H98L99 193ZM137 191V190H136ZM136 191H135V193H136ZM221 191V192H220ZM251 191H250V193H251ZM2 192V191H1ZM13 192V191H12ZM17 193H19L18 191H16ZM16 192H14V193H16ZM22 192H20V194L18 195V196H20L21 195V193ZM25 192V191H24ZM35 192H36V190H35ZM34 192V193H35ZM54 192H55V190H54ZM80 192V191H79ZM95 191H92L91 193H94ZM106 192V191H105ZM104 192V193H105ZM109 192V191H108ZM107 192V193H108ZM6 193H9V192H6ZM5 193V194H6ZM28 193V192H27ZM51 193V191H49V194ZM57 193V192H56ZM75 193V192H74ZM129 193V192H128ZM130 193H131V191H130ZM129 193V194H130ZM134 193V194H135ZM138 193H139V191H138ZM254 193V194H253ZM11 193H9V194H6L7 195V199H8V197H9V195H10ZM26 194V193H25ZM36 194V193H35ZM43 194H45L44 192L42 193V195ZM57 194H59V193H57ZM83 194V193H82ZM85 194V193H84ZM88 194V193H87ZM100 194V193H99ZM98 194V195H99ZM127 194V193H126ZM132 194V196L134 195L133 193H131ZM2 195V194H1ZM15 195V194H14ZM23 195H24V193H23ZM21 195V197H18V196H16L15 198L13 197L12 199H14L13 201L15 202V204H17V207L18 208H16V209H19V210H22L23 212H25V215H26V217H24L25 215H23L22 214V212H20L19 214L22 216V218L20 217V215L19 216H17L16 217V219L14 218L15 216H14V214H12V215H10V213H11V210L13 209L12 208V205H11V208L12 209H9V214H7L6 215V212H5V214H3L4 212H2L1 214H0V220H2V222H3V219L4 220H6L7 218H9V221L12 223V221H18L17 219H19V218H21V223H20V221H18V223H17V225H20V224H23L22 223V221H24L25 219L27 220L28 218H29V221H31V222H35L36 221V217H35V220L34 221H32V220H30V217L32 218V215H34V213L36 212V211H38V210H36V209H34V210H36V211H33V209H32V211H31V213L32 212H34L33 214H31L30 213V210L28 211L29 213H26V210H28V208L30 207L28 204H30V202L32 203V201L30 200L31 198H29L30 196L28 195V198H24V199H27V200H29L28 202L29 203H27L25 200V203L27 204V206H28V208L27 209H24V207L22 208V206H26V204H21L22 206H20V205H18V203H17V198H19V200H18V202L20 201H22V203H24L23 202V200H21V199H23V197L25 196L26 197V195ZM31 195V194H30ZM39 195V194H38ZM41 195V194H40ZM45 195H47V193L45 194ZM45 195H44V197H45ZM95 194H93V196H94ZM98 195H96L97 197H99ZM108 196H110L109 194H107ZM106 195V196H107ZM119 195V194H118ZM143 195V194H142ZM218 195H220V197L218 196ZM242 196V197H238V199H237V197H235V196ZM11 196H13V194L12 195H10V197ZM33 196H35V195H32V197ZM37 196V195H36ZM60 196V195H59ZM77 196V195H76ZM75 195H74V197H76ZM80 196V195H79ZM90 196V195H89ZM88 196V197H89ZM136 196V199L138 198L137 196V194L135 195ZM141 196V195H140ZM145 196V198L147 197V195H144ZM148 196H149V194H148ZM255 196V195H254ZM257 196V195H256ZM256 196H255V198H256ZM257 196V197H258ZM42 197V196H41ZM40 197V198H41ZM64 197V196H63ZM111 197V196H110ZM126 197H127V195H126ZM129 197V196H128ZM150 197H147V199L148 198H150ZM155 197V198H154ZM219 197V198H218ZM234 197V198H233ZM248 197V198H247ZM253 197V198H252ZM0 198H1V196H0ZM4 198V197H3ZM21 198V199H20ZM35 197H33V199H34ZM37 198V199H36ZM35 199H36V201L35 202H39V201H37L38 199H39V197H36ZM46 198V197H45ZM49 198V197H48ZM51 198V197H50ZM49 198V199H50ZM55 198V197H54ZM67 198H70L69 200L70 201H72V198H73V195H72V198H71V195L70 196H66V199H64V201L65 200H67ZM80 198V197H79ZM85 198H87L86 196H85ZM90 198V197H89ZM88 198V199H89ZM133 198V197H132ZM153 198V199H152ZM236 198V199H235ZM252 198V200L254 199V201L256 200L257 202H259V203H257L256 201V203H253V201L252 200H250ZM2 199V198H1ZM73 199H75V198H73ZM78 199V198H77ZM93 199V198H92ZM92 199H91V201H92ZM95 199H96V197H95ZM107 199L108 198H106V201H107ZM116 199H118V198H116ZM123 199V198H122ZM128 198H126V201H128L127 200ZM130 199V198H129ZM143 199V198H142ZM242 199H249L248 201H251V203L249 204V202L246 200V203H245V200H243L242 202H241V200ZM16 200V201H15ZM41 200H44V202L43 201H41ZM41 200H40V202H43V203H46L47 202V200H46V202H45V199L43 198H41ZM61 200V199H60ZM69 200H67V203H69ZM82 200H84L83 199V197H82ZM82 200H80L79 202H80V205H79V207H81L80 208V210H86V209H88V207L90 208V207H92V206H90V205H93V203L95 202H93V203H89V206H85V204H84V206H82ZM101 200H104V199H101ZM100 200V201H101ZM130 200H132L133 201V199H130ZM140 200H141V197H140ZM139 200V203L141 204V201ZM144 200V199H143ZM142 200V201H143ZM7 201H9V200H7ZM5 199H4V201H3V199H2V203L4 204V206H5V203L7 202ZM10 201H12V200H10ZM12 201V202H13ZM57 201V200H56ZM74 201V200H73ZM90 201V200H89ZM97 201H99L98 199H97ZM106 201H105V203L103 202L102 204H107L106 203ZM111 201V200H110ZM118 201V200H117ZM145 201V200H144ZM229 201V202H228ZM19 202V203H20ZM34 202V205H38V204H36ZM62 202V201H61ZM66 202V201H65ZM84 203H85V200L83 201ZM102 202V201H101ZM119 202V201H118ZM130 202V201H129ZM134 202V201H133ZM147 201H145V203H146ZM149 202V201H148ZM263 202H264V200H263ZM43 203H40V204H43ZM51 203V202H50ZM56 203V202H55ZM59 203H60V201H59ZM67 203H65L66 205H67ZM71 203V202H70ZM69 203V204H70ZM75 202H73V204H74ZM78 203V202H77ZM77 203H75V204H77ZM96 203V205H98L97 204V202H95ZM112 203H113V201H112ZM232 204L233 206L232 207H229V204ZM248 203V204H247ZM10 204V203H9ZM40 204H39V206H40ZM54 204V203H53ZM72 204V203H71ZM71 204L69 205V207H72L71 206ZM72 204V205H73ZM79 204V203H78ZM86 204H87V202H86ZM108 204H110L109 202H108ZM107 204V205H108ZM119 204V203H118ZM123 204H124V202H123ZM127 204V203H126ZM253 205V207L252 206H250V205ZM256 205V207H254L255 205ZM258 204V205H257ZM33 204L31 205V206H34ZM45 205V204H44ZM50 204H49V202H48V206H49ZM63 205H64V202H63ZM94 206V207H96L97 208V206ZM113 205H115V204H113ZM145 206V208H143L144 206ZM248 205V206H247ZM3 206V205H2ZM16 206V205H15ZM26 206V207H27ZM50 206H52V205H50ZM50 206H49V209H50ZM68 206V205H67ZM78 206V205H77ZM100 206V208H101V204H99L98 205V207ZM110 206V205H109ZM109 206H107L108 208H109ZM116 206V205H115ZM114 206V207H115ZM126 206V205H125ZM137 206H139V205H137ZM136 205H134V207L136 208L137 207ZM231 206V205H230ZM243 206V207H242ZM0 207H1V203H0ZM8 207V206H7ZM22 209H21V208ZM25 207V208H26ZM34 207H36V206H34ZM38 207V206H37ZM43 207L44 206H42L41 208H40V210L41 209H43ZM45 207H47V206H45ZM57 207V206H56ZM59 207H61L60 205H59ZM82 207H83V209H82ZM86 207V208H85ZM104 207V206H103ZM120 208L121 206H116V208ZM128 207V204H127V206L125 207L127 210H129V208L131 207H129V208H127ZM2 208V207H1ZM5 208H6V206H5ZM10 208V207H9ZM52 208V207H51ZM54 208V207H53ZM52 208V209H53ZM58 208V207H57ZM66 208V207H65ZM64 208V209H65ZM76 208V207H75ZM78 208V207H77ZM105 208H106V206H105ZM110 208H113V206H111ZM116 208H114L115 210H116ZM123 208L124 207H122V209H120L121 211V213L124 211L123 210ZM124 208V209H125ZM143 208V209H142ZM52 209H51V211H52ZM62 209V207L59 209V210H61ZM93 210H94V208H92ZM125 209V210H126ZM2 210L4 211V209L2 208ZM14 210V209H13ZM18 210V211H19ZM57 211L58 209H55L54 208V211ZM91 210V209H90ZM89 210V211H90ZM92 210V211H93ZM97 210H103L102 208L101 209H97ZM96 210V211H97ZM106 210H108V209H106ZM123 210V211H122ZM15 211V210H14ZM14 211H12V213L14 212ZM17 211V212H18ZM47 211V212H46ZM88 210H86V212H87ZM95 210H94V212H93V214L92 215H94V213L96 212ZM110 211V210H109ZM113 211V212H112ZM112 211H110L109 213H114V210L112 209ZM137 211V210H136ZM135 211V212H136ZM8 212V211H7ZM44 214H46V216H48V218H49V213H50V211L48 212V208H47V210H46V208H44ZM46 212V213H45ZM53 212V211H52ZM75 212V211H74ZM91 212V211H90ZM103 212V211H102ZM105 212H107V211H105ZM133 212V211H132ZM137 212H139L138 213V215L141 213L140 211H137ZM47 213H48V215H47ZM72 213H73V211H72ZM78 213V212H77ZM76 213V214H77ZM98 213V212H97ZM97 213L95 214V215H97ZM108 213V214H109ZM124 213H125V211H124ZM123 213V214H124ZM127 213V212H126ZM130 213L131 212H129V215H130ZM29 214H31V216L29 217ZM36 215L35 216H37V215H39V213L37 214V213H35ZM55 214H56V212H55ZM70 214H71V212H70ZM104 214H106V213H104ZM133 213H131V215H132ZM4 215L6 216V217H4ZM10 215V216H9ZM51 215V214H50ZM54 215V214H53ZM73 215V214H72ZM78 218L79 219H83L85 216H83V218H81V215H80V213H78ZM100 214H98V216H99ZM107 215V214H106ZM105 215V216H106ZM141 216L142 215H144L145 216V214H140ZM8 216V217H7ZM40 216V215H39ZM56 216H58V215H56ZM98 216H96V217H98ZM104 216V217H105ZM109 216V215H108ZM114 216H115V213H114ZM119 218H121L122 219V216L120 215V213H119ZM124 216V218H126L127 216H126V214H124L123 215ZM135 216V215H134ZM134 216H133V218H134ZM19 217V218H18ZM34 217V216H33ZM66 217H71L69 214H68V216H66ZM87 217V216H86ZM85 217V218H86ZM89 217V216H88ZM95 217V216H94ZM113 216H111V218H112ZM118 217V216H117ZM130 217V216H129ZM6 218V219H5ZM12 220H11V219ZM44 218V217H43ZM45 218H47V217H45ZM51 219L53 218L52 216L50 217ZM61 218H65V215L64 216H62ZM61 218H59L60 220H62ZM72 218H74L73 216H72ZM76 218V217H75ZM91 217H89V219H90ZM107 218V217H106ZM106 218H105V220H106ZM110 218V217H109ZM128 218V217H127ZM131 218H132V216H131ZM137 219L139 218V216L138 217H136ZM142 218H144V220H145V217H142ZM66 219V218H65ZM68 219V218H67ZM71 219V218H70ZM69 219V220H70ZM88 219V218H87ZM101 219V218H100ZM113 219V218H112ZM135 219V218H134ZM134 219H128V220H132L131 222H134L133 220ZM140 219H141V217H140ZM147 219V218H146ZM25 220V221H26ZM38 220V219H37ZM39 220H40V218H39ZM49 220V219H48ZM48 220H46L47 221V226L49 225L48 224ZM57 220V222L58 221H60V220H58V218L57 219H55V221ZM76 220V219H75ZM93 221L95 220V218H93L92 219ZM96 220L98 221L96 224H100L99 223V219H97L96 218ZM148 220V219H147ZM147 220H145V221H147ZM8 221V219L6 220V222ZM8 221V222H9ZM24 221V222H25ZM41 221V220H40ZM43 221V220H42ZM54 221V220H53ZM54 221V222H55ZM63 221V220H62ZM73 221V222H72ZM78 222H79V220H77ZM77 221H74L73 219H71V221L70 222H72V223H75L76 224V226H77V224H79ZM83 221V220H82ZM90 221V220H89ZM109 221V220H108ZM113 220H110L107 224H112L111 222H112ZM137 221V220H136ZM138 221H139V219H138ZM141 221H143L142 219H141ZM50 222H51V220H50ZM49 222V223H50ZM64 222L65 221H63V224L61 223V221H60V223H61V225H62V229L61 230H59V228L58 227H56V228H58V232L60 233V231H62V230H65V229H67V226H65L64 225ZM67 223H68V220L66 221ZM66 222H65V224H66ZM69 222V223H70ZM124 222V221H123ZM126 222H129V221H126ZM140 222V221H139ZM139 222H138V224H139ZM5 223V222H4ZM4 223H2V224H4ZM26 223H27V221H26ZM36 223V222H35ZM42 223H44V222H42ZM41 223V226H42V228H43V224ZM53 223V222H52ZM85 223V222H84ZM102 223H105L106 224V222H101V224ZM115 223V222H114ZM113 223V224H114ZM118 223V222H117ZM137 223V222H136ZM2 224H1V221H0V233L2 232L1 230H3V229H5L6 230V224L4 225L5 226V228H3L2 227ZM9 224V223H8ZM34 224V223H33ZM38 224H40L39 222H38ZM58 224H59V222H58ZM75 224H74V226H75ZM81 224V223H80ZM86 224H88V223H86ZM91 223L89 222V224L88 225H90ZM93 224H95V222H93ZM96 224H95V226H96ZM100 224V225H101ZM138 224H137V226H138ZM144 223H142V225H143ZM147 224V223H146ZM10 225H12V224H10ZM51 225V224H50ZM57 225V224H56ZM60 225V224H59ZM60 225V226H61ZM63 225H64V228L65 229H63ZM69 225H71V224H69ZM68 225V226H69ZM92 225V224H91ZM104 225V224H103ZM127 225H129V226H127ZM131 225H132V227H133V225H134V227L133 228H129V227H131ZM16 226V225H15ZM26 227L25 226V223H24V225H20V227H22V231H26L25 229H23L24 227ZM31 226H32V224H31ZM37 227H38V225H36ZM35 226V227H36ZM47 226H45L43 229H45ZM72 226H73V224H72ZM71 226V227H72ZM75 226V227H76ZM94 226V227H95ZM97 226H99V225H97ZM116 226V225H115ZM114 225H113V227H115ZM118 226V225H117ZM140 226H141V224H140ZM28 227H30L29 225H28ZM33 227V226H32ZM34 227V228H35ZM37 227H36V229H37ZM53 227V226H52ZM78 227V226H77ZM79 227H81L80 225H79ZM13 228V227H12ZM34 228H32V230H34ZM42 228L40 227V231H39V233L41 232L42 233ZM48 228H49V226H48ZM48 228H46V230L48 229ZM55 227H54V229H56ZM81 228H83V227H81ZM80 228V229H81ZM85 228V227H84ZM83 228V229H84ZM91 228H93V227H91ZM30 229V228H29ZM39 229V228H38ZM68 229H69V227H68ZM72 229H74V228H72ZM71 229V230H72ZM76 229H79V228H76ZM75 229V230H76ZM17 230H19V228H17ZM20 230V231H21ZM31 230V231H32ZM50 230V232L52 233V230H53V228H52V230H51V228L49 229ZM57 230V229H56ZM56 230L55 231H53V232H55V233H53L52 235L54 236V234H56L55 235V237H53L52 235H51V233H50V236L51 237H53V239L54 238H56V236L57 235H59V233L58 232H56ZM70 230V229H69ZM70 230V231H71ZM74 230V231H75ZM87 230V229H86ZM91 229H89V230H87L88 232L90 231ZM95 230H96V228H95ZM12 231H13V229H12ZM20 231H18L19 232V234L22 232H20ZM48 231V230H47ZM68 231V230H67ZM84 231V230H83ZM86 231V232H87ZM5 231H3V233H4ZM10 232V231H9ZM9 232H7L6 231V233H9ZM35 232V231H34ZM38 232V231H37ZM81 232V231H80ZM85 232V231H84ZM11 233V232H10ZM17 233V232H16ZM15 233V235H18V236H20L19 234H16ZM22 233H24V232H22ZM62 233H60V234H62ZM92 233H94V232H92ZM12 234V233H11ZM34 234V233H33ZM62 234V235H63ZM74 234V235H73ZM3 235V234H2ZM2 235L0 234V236L2 237ZM7 235V237L8 236H10V234H6ZM5 235V236H6ZM31 235V234H30ZM44 235H46V234H44ZM79 235V234H78ZM95 235V233L92 235V236H94ZM35 236V235H34ZM34 236L32 237V239H34ZM37 236V235H36ZM60 236V235H59ZM68 236L70 237V238H68ZM91 236V235H90ZM95 236V237H96ZM0 237V238H1ZM3 237H4V235H3ZM7 237H4V239L5 238H7ZM10 237H12V236H10ZM15 237H17V236H15ZM21 237H24V238H26L25 236H20L19 238H21ZM29 237V236H28ZM39 237V236H38ZM48 237H49V235L47 234L45 237L44 236H42V234H41V239L43 238V240H44V238H45V240H48ZM51 237H49L50 238V240H51V242L53 241L52 239H51ZM58 237V236H57ZM65 236L63 235L62 237L60 236V237H58V240L56 239V241L58 242L61 238H64ZM9 238V237H8ZM24 238H23V241H24ZM71 238V239H72ZM90 238H92V237H90ZM10 239V238H9ZM14 239H16V238H14ZM18 239V238H17ZM31 239V237H30V240H32ZM36 239V238H35ZM40 239V238H39ZM64 239H66V238H64ZM63 239V241H62V243L64 242L65 243V240ZM67 239H66V241H67ZM88 239V238H87ZM97 239V240H98ZM22 240V239H21ZM50 240L49 241H47L46 242V244L48 245V249H49V246H50ZM94 240H96V238H94L93 237V242H94ZM4 240L3 239H0V243L1 242H3ZM6 241V240H5ZM4 241V242H5ZM13 240H11V242H12ZM25 241H26V239H25ZM28 241H29V238H28ZM37 241L39 242V244H38V242H37V244H36V242H35V244L37 245V246H41V247H43L44 248V244H45V242H42V241H39L38 239H37ZM9 242H10V240H9ZM8 242V243H9ZM18 242V241H17ZM21 242V241H20ZM34 242L32 243L31 242V244H29L30 242H23V246L22 247H24V245L25 246H27L26 248L28 249V245L27 244H29L30 245V247H32L33 246V248H35L34 246H35V244H34ZM50 242V243H49ZM68 242V241H67ZM72 242V241H71ZM80 242V241H79ZM78 242V243H79ZM93 242H91L92 244H93ZM5 243H7V242H5ZM16 243V242H15ZM27 243V244H26ZM40 243H44V244H40ZM53 243V242H52ZM52 243H51V247L50 248H52ZM59 243L60 244H62L60 241H59ZM64 243H63V247H64ZM76 243H77V241H76ZM75 242H74V244H76ZM96 243H95V246H96ZM3 246L5 245L4 243H1ZM1 244H0V246H1ZM33 244V245H32ZM80 244V243H79ZM18 243H17V246H15L14 245V248H16V247H18ZM20 245H22V244H20ZM32 245V246H31ZM69 245V244H68ZM68 245H66L65 244V249L66 248H68L69 246ZM71 245H73L72 243H71ZM70 245V246H71ZM8 246V245H7ZM10 246V245H9ZM36 246V247H37ZM66 246H68V247H66ZM79 246V245H78ZM80 246H82V244L80 245ZM6 246H4L3 248H5ZM21 247V246H20ZM30 247H29V250H30ZM46 247V246H45ZM74 247V245L72 246V247H70V248H68V249H71V248H73ZM13 248V249H14ZM19 248V247H18ZM25 248V247H24ZM33 248H31V249H33ZM42 248V249H43ZM58 248H61V247H58V245L57 244H54V250L56 249L57 250V257H55V258H53V253H52V251H50L51 253V256H52V258H49V255L48 256H46V253H45V255H44V251H46V249H47V247H46V249L45 250H43L42 252H41V254H42V256L40 255V252L38 251V250H40V247L39 248H35V251L34 250H32L34 253H36V250L39 252H37L38 253V255L39 256H41L43 259H44V264H72V263H74V264H79L80 262H82L81 261V259L80 260H78L77 258H76V254H78V253H76L75 255L73 254V252H71L70 253V251H72V249L69 251V250H65L64 252L62 251V249H61V251L62 252H59V250H58ZM6 249H8V247H6ZM10 249V248H9ZM20 249V248H19ZM41 249V250H42ZM74 249V248H73ZM80 249V248H79ZM24 250V249H23ZM50 250V249H49ZM49 250L47 251L48 253H49ZM76 250V248L74 249V251ZM4 252H6V250H3ZM20 251V250H19ZM31 251V253H33ZM68 251V252H67ZM79 251V250H78ZM80 251H82V250H80ZM1 252H2V250H1ZM11 252L13 253L14 251L13 250H9V255H11ZM20 252H22V251H20ZM20 252L18 253V251L17 252H15L16 254L18 253V254H20ZM24 252V251H23ZM14 253V254H15ZM25 254H26V252H24ZM27 253H29V252H27ZM37 253L35 254V257L36 256H38L37 255ZM67 253V255H64V254H66ZM75 253V252H74ZM7 253H5V255H6ZM15 254V255H16ZM80 254V253H79ZM2 255H4V254H2ZM2 255H0V256H2ZM4 255V256H5ZM13 255V254H12ZM12 255L11 256H5V259H6V257H11L10 259H12ZM21 255V254H20ZM90 256V257H88L87 258V256ZM92 255V254H91ZM25 256V255H24ZM24 256H22L21 255V257H24ZM33 256H34V254H33ZM39 256L38 257H36L35 259L33 258V257H31V259L33 260L32 261V264H33V262H35V263H37L39 260H36V259H39ZM15 257H17V256H15ZM15 257H13V260L12 261H14V258ZM20 257V256H19ZM27 257V256H26ZM25 257V258H26ZM30 257V256H29ZM29 257H28V261L27 262H29L30 260H29ZM40 257V259H42ZM0 258H2V257H0ZM4 259V260H5ZM17 260H19L18 258H16ZM9 260V259H8ZM16 260V261H17ZM20 260H21V258H20ZM20 260L19 261H17V263L16 264H18L19 262H20ZM35 260V261H34ZM83 260V259H82ZM16 261H14L13 263L15 264V262ZM0 262H1V260H0ZM3 262V261H2ZM25 262V261H24ZM27 262H25V264L27 263ZM4 263V262H3ZM5 263L6 264H9V263H11V261L9 262V263H7L6 261H5ZM4 263V264H5ZM12 263V264H13ZM2 264V263H1ZM27 264H31V263H27ZM38 264H40V261H39V263ZM41 264H43V260H41ZM88 264V263H87Z\"/></svg>",
  "mask_w": 264,
  "mask_h": 264
}]
</instances>
